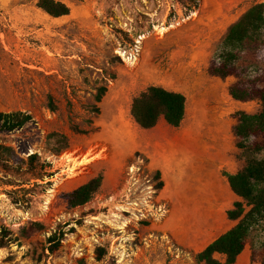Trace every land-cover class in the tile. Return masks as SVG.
<instances>
[{
    "label": "rangeland",
    "instance_id": "rangeland-1",
    "mask_svg": "<svg viewBox=\"0 0 264 264\" xmlns=\"http://www.w3.org/2000/svg\"><path fill=\"white\" fill-rule=\"evenodd\" d=\"M58 1L70 15L53 18L39 0H0V112L33 116L0 132V264H201L161 227L168 212L158 200L161 174L147 154L129 153L127 136L141 130L132 104L157 86L186 97V125L201 111L220 126L229 120L219 138L235 148V160L223 176L251 158L264 161V137L239 149L232 131L239 112L258 114L261 103L235 101L229 87L238 78L208 72L229 28L264 0H200L197 8L193 0ZM237 53L241 77L264 86V31ZM255 143L263 149L254 151ZM98 176L91 200L69 206L67 196ZM257 189L264 196V182ZM242 257L264 262V212Z\"/></svg>",
    "mask_w": 264,
    "mask_h": 264
},
{
    "label": "trees",
    "instance_id": "trees-1",
    "mask_svg": "<svg viewBox=\"0 0 264 264\" xmlns=\"http://www.w3.org/2000/svg\"><path fill=\"white\" fill-rule=\"evenodd\" d=\"M199 1L193 0V8L199 6ZM37 6L53 18L66 17L71 12L68 5L58 0H39ZM263 31L264 4L257 3L229 28L219 46L221 53L214 56L208 69L211 76L238 78L237 82L229 87V95L235 101L258 100L261 103L262 110L258 114L249 115L246 112L237 114V123L232 131L237 139L236 147L239 149H245V142L251 138L264 137V86H260L257 79L242 78L236 66L237 50L251 46L257 40L260 41ZM105 91V88L100 89L96 97L97 102L102 100ZM50 107L54 110L52 98H50ZM131 113L136 123L145 130L156 127L161 117H164L165 122L171 127L179 128L186 114V97L179 92L151 86L134 99ZM32 120V115L22 111L0 112V132L20 130ZM262 149V145L255 143L254 151L258 152ZM159 176L160 173L157 172L156 177ZM225 177L233 193L246 201L250 209L246 212L242 202L234 203V209L227 211V215L229 219L237 221V224L196 254V260L201 264H235L245 249V240L252 221L264 212V196L257 192V186L264 182V161L251 158L242 171L225 174ZM102 181L103 177L98 176L70 193L67 196L69 206L75 208L88 203L101 187ZM163 185L162 181L159 182L158 189H162ZM99 253V257H102L104 250L99 249ZM215 254L225 256V260L217 259Z\"/></svg>",
    "mask_w": 264,
    "mask_h": 264
},
{
    "label": "crops",
    "instance_id": "crops-1",
    "mask_svg": "<svg viewBox=\"0 0 264 264\" xmlns=\"http://www.w3.org/2000/svg\"><path fill=\"white\" fill-rule=\"evenodd\" d=\"M186 118L187 111L181 126L174 128L161 117L153 129L140 127L127 139L129 153L147 154L149 167L161 174L164 185L158 200L168 211L161 222L163 231L177 246L197 254L235 227L237 221L229 219L227 211L234 208L239 197L221 169L235 160V148L219 138L220 131L230 130L231 122L225 120L220 126L217 119L205 118L203 111L191 117L187 125ZM204 121L210 123L205 126L209 129L199 137ZM149 133L152 139L143 143ZM219 256L225 260V256L215 254L217 259ZM248 262L241 254L235 264Z\"/></svg>",
    "mask_w": 264,
    "mask_h": 264
},
{
    "label": "built area",
    "instance_id": "built-area-1",
    "mask_svg": "<svg viewBox=\"0 0 264 264\" xmlns=\"http://www.w3.org/2000/svg\"><path fill=\"white\" fill-rule=\"evenodd\" d=\"M132 169H133V168H132ZM132 169H131V170H132ZM163 210H164V212H166V209H163Z\"/></svg>",
    "mask_w": 264,
    "mask_h": 264
},
{
    "label": "bare ground",
    "instance_id": "bare-ground-1",
    "mask_svg": "<svg viewBox=\"0 0 264 264\" xmlns=\"http://www.w3.org/2000/svg\"><path fill=\"white\" fill-rule=\"evenodd\" d=\"M223 133V132H222ZM200 181V180H199ZM200 183V182H199Z\"/></svg>",
    "mask_w": 264,
    "mask_h": 264
}]
</instances>
